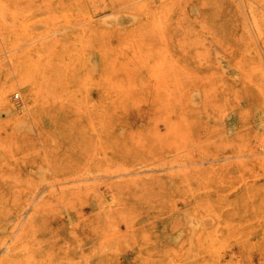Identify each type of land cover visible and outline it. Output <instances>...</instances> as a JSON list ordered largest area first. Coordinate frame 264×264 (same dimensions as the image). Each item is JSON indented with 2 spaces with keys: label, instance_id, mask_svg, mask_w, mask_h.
Returning <instances> with one entry per match:
<instances>
[{
  "label": "rangeland",
  "instance_id": "374dc122",
  "mask_svg": "<svg viewBox=\"0 0 264 264\" xmlns=\"http://www.w3.org/2000/svg\"><path fill=\"white\" fill-rule=\"evenodd\" d=\"M262 73L264 0H0V264H264Z\"/></svg>",
  "mask_w": 264,
  "mask_h": 264
},
{
  "label": "bare ground",
  "instance_id": "6f19581e",
  "mask_svg": "<svg viewBox=\"0 0 264 264\" xmlns=\"http://www.w3.org/2000/svg\"><path fill=\"white\" fill-rule=\"evenodd\" d=\"M250 64V63H249ZM249 67V66H248ZM259 68V67H258ZM251 69V68H250ZM252 71V70H251ZM257 71H258V69H257ZM261 71V70H260ZM263 73H262V76H260L261 78H263ZM260 83V82H259ZM262 83V82H261ZM264 85V84H263ZM255 87V86H254ZM257 88V87H256ZM258 89V88H257ZM6 90H7V88L6 87H3L2 89H1V95H5V92H6ZM234 91V90H233ZM243 91H244V89H243ZM259 91V90H258ZM235 93V92H234ZM259 93H260V91H259ZM239 95V94H238ZM235 96H236V94H235ZM233 97V96H232ZM237 97V96H236ZM239 100V99H238ZM227 102V101H226ZM222 105H223V103H222ZM224 106V105H223ZM242 128V127H241ZM237 136V135H236ZM225 137V136H224ZM241 140V139H240ZM262 141H263V139H262ZM245 142V141H244ZM247 144V143H246ZM222 145V144H221ZM243 147V146H242ZM237 148H238V146H237ZM216 149V148H215ZM221 149V148H220ZM239 149V148H238Z\"/></svg>",
  "mask_w": 264,
  "mask_h": 264
}]
</instances>
